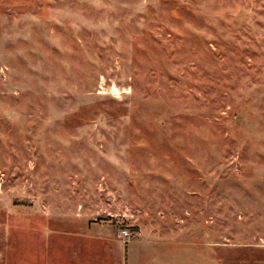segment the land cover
<instances>
[{
  "label": "rangeland",
  "instance_id": "1",
  "mask_svg": "<svg viewBox=\"0 0 264 264\" xmlns=\"http://www.w3.org/2000/svg\"><path fill=\"white\" fill-rule=\"evenodd\" d=\"M0 264H264V0H0Z\"/></svg>",
  "mask_w": 264,
  "mask_h": 264
}]
</instances>
